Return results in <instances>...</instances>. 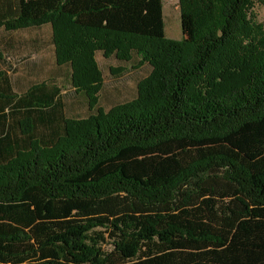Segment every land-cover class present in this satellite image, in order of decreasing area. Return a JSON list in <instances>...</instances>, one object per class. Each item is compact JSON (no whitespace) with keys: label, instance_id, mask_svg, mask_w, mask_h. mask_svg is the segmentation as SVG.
Wrapping results in <instances>:
<instances>
[{"label":"trees","instance_id":"obj_1","mask_svg":"<svg viewBox=\"0 0 264 264\" xmlns=\"http://www.w3.org/2000/svg\"><path fill=\"white\" fill-rule=\"evenodd\" d=\"M253 1L179 0L177 41L163 0H0V28L51 25L56 64L89 110L59 123L55 86L0 87V264H264ZM97 52L151 67L109 111ZM17 98L27 145L11 135Z\"/></svg>","mask_w":264,"mask_h":264},{"label":"rangeland","instance_id":"obj_2","mask_svg":"<svg viewBox=\"0 0 264 264\" xmlns=\"http://www.w3.org/2000/svg\"><path fill=\"white\" fill-rule=\"evenodd\" d=\"M164 3V23L166 36L172 40H181L183 38L181 17L179 10V0H163ZM253 19L264 27V0H254L252 6ZM52 29L51 25H43L39 28H33L26 32L34 38L47 39L48 43L45 50L38 57L33 56L31 61L43 59L46 70H49V76L44 78V82L48 87L55 86L59 90V98L63 99L66 104L65 107L70 112L73 103L83 100L85 96L80 94L79 99L77 93L71 86L70 76L71 69L69 66L59 68L55 63V51L52 43ZM96 61L103 73V88L99 94V107L105 111H109L113 106L125 103L132 99L133 91L136 89V84L142 79L146 78L150 72L151 67L146 63L141 65L139 58L134 56L130 62H122L117 60L114 56L105 58L102 52H97ZM64 75V80L58 83L53 76L56 71ZM43 78V77H42ZM43 80V79H42ZM29 88H15L16 96L25 95ZM86 99V98H85ZM70 105H69V104ZM74 112L79 115L78 118H86L89 116L88 105H73ZM84 107V108H83ZM87 107V109H85Z\"/></svg>","mask_w":264,"mask_h":264},{"label":"crops","instance_id":"obj_3","mask_svg":"<svg viewBox=\"0 0 264 264\" xmlns=\"http://www.w3.org/2000/svg\"><path fill=\"white\" fill-rule=\"evenodd\" d=\"M164 11V10H163ZM5 12V11H4ZM33 28H28L18 31H9L5 28H0V87L1 88H34L41 85L44 82V78L49 76V70H46L43 59L31 61L33 56H39L45 50L48 43L47 39L40 37L34 38L31 35H27L26 32ZM52 33V32H51ZM56 63V61H55ZM56 71L52 74L58 83L64 80V75ZM63 68V67H59ZM43 77V78H42ZM43 79V80H42ZM78 97L80 94H77ZM134 95V91L132 96ZM81 97H79L80 99ZM23 100V101H22ZM17 98L15 105L11 106V119H12V131L11 135L21 145H27L34 139L32 134L25 135L20 131L19 123L26 119H31L29 113V105L25 103L24 99ZM22 101V102H21ZM65 102L59 103L58 107H62L59 111L60 115L55 116V120L59 123L66 118H78L79 115L74 112L75 106L73 105H87L86 99L76 101L73 103L70 112L65 107ZM69 104V103H68ZM70 105V104H69ZM75 107V108H74ZM84 108V107H83ZM87 109V107L85 108ZM6 112L10 109L6 108ZM56 121V122H57ZM59 129V128H58ZM49 131V129H48ZM47 131V132H48ZM57 131V130H56ZM36 134L35 137L49 138V133ZM49 136V137H48Z\"/></svg>","mask_w":264,"mask_h":264}]
</instances>
